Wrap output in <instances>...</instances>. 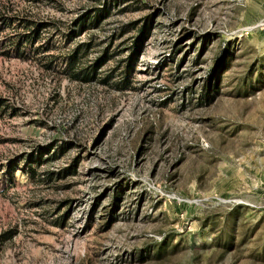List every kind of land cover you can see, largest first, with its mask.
Listing matches in <instances>:
<instances>
[{"label":"rangeland","instance_id":"obj_1","mask_svg":"<svg viewBox=\"0 0 264 264\" xmlns=\"http://www.w3.org/2000/svg\"><path fill=\"white\" fill-rule=\"evenodd\" d=\"M0 264H264V0H0Z\"/></svg>","mask_w":264,"mask_h":264},{"label":"trees","instance_id":"obj_2","mask_svg":"<svg viewBox=\"0 0 264 264\" xmlns=\"http://www.w3.org/2000/svg\"><path fill=\"white\" fill-rule=\"evenodd\" d=\"M99 21H100V16H98L96 13H92L90 15L86 14L85 16H82L78 20V22H77V25H78L77 32L81 33L82 31L92 27V25H95V24L99 23ZM79 49H80V46H78L77 49H75L76 53H73V55H70V56H72V58L70 59L71 67H72V69H71L72 70V74H73V76L79 77V78L84 79L86 81L94 79L95 77L98 76L96 74V71L98 69L97 67L102 62V60H104V59L106 60L107 53L105 55L99 57V59L97 61H95L93 64H90V65H88L86 67L77 69V68H74L75 65L72 66V64H74V62H76L74 57L76 56V54L79 51ZM27 51H29V48L28 49L26 47H22L21 48V52L22 53L27 52ZM126 69L128 71V67Z\"/></svg>","mask_w":264,"mask_h":264}]
</instances>
